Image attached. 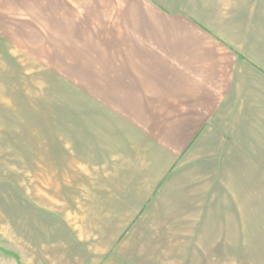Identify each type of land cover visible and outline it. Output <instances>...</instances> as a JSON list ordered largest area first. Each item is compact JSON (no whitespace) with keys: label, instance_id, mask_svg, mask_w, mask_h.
I'll return each instance as SVG.
<instances>
[{"label":"crops","instance_id":"1","mask_svg":"<svg viewBox=\"0 0 264 264\" xmlns=\"http://www.w3.org/2000/svg\"><path fill=\"white\" fill-rule=\"evenodd\" d=\"M23 2L0 33L78 89L57 135L88 171L62 183L95 235L47 223L51 263H264V0Z\"/></svg>","mask_w":264,"mask_h":264},{"label":"rangeland","instance_id":"2","mask_svg":"<svg viewBox=\"0 0 264 264\" xmlns=\"http://www.w3.org/2000/svg\"><path fill=\"white\" fill-rule=\"evenodd\" d=\"M16 9L6 8L10 20L29 24L32 9ZM16 27L9 25L11 39H2L0 29V264H52L45 247L47 223L54 238L74 231L75 236H83L86 247L95 238L92 232L78 231L83 201L62 183L79 169L88 171L70 167V147L63 148L57 135L63 108L78 89L68 93L57 86V80H47L50 72L41 69L46 68L45 61L27 54L30 36L15 38ZM262 213L264 225V199Z\"/></svg>","mask_w":264,"mask_h":264}]
</instances>
